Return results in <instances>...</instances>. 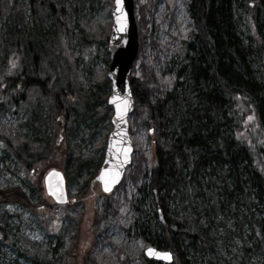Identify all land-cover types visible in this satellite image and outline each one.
<instances>
[{"label":"trees","instance_id":"trees-1","mask_svg":"<svg viewBox=\"0 0 264 264\" xmlns=\"http://www.w3.org/2000/svg\"><path fill=\"white\" fill-rule=\"evenodd\" d=\"M134 3L140 44L129 78L135 102L129 118L134 155L115 192L126 188L124 182L128 181L129 190H134L133 197L148 194L153 209L164 219L163 226L156 228L155 223L145 218L140 227L143 235L138 241L147 247L170 251L173 264H215L212 262L215 250L225 253L232 239L230 234H235L226 222L218 221L219 212L224 220L229 217L236 220L235 227L242 234L243 260H260L264 264V0H184L192 29L182 46L171 50L156 40L161 18L156 4L159 0L153 4L139 0ZM50 11L45 0H27V4L0 1L3 57L15 65L0 68V107L7 108L6 111H11L27 91L38 89L52 94L46 91L44 82L28 74L21 57L23 52L25 59L29 58L31 52L25 40L32 36L37 38L33 48L44 60L52 57L53 52L48 50L53 44L55 52L65 56L66 46L57 38L58 28L53 32L48 24ZM87 15L86 30L96 35L90 23L91 12ZM58 21L59 27L66 26L65 20L58 18ZM53 38L55 43L51 41ZM147 41L154 52L149 57L145 53ZM107 42L104 40L102 44ZM168 51L176 59V74L171 83L160 78L157 70L160 54L166 55ZM105 73L102 80L109 86ZM250 113L256 117L255 133L250 129L253 126L249 122ZM142 130L148 132L154 146L155 162L135 147L134 141L140 140ZM26 142L13 129L0 125V143L11 151L7 150L11 167L16 165L15 171L10 167L5 174L0 171V179L7 180L11 172L16 175L19 171L17 180L25 186L21 170L27 172L29 166L19 159L12 143L24 145L25 153L29 149L34 152L27 154L32 161L31 157L38 156V146L32 149ZM50 148L48 141L47 147L40 146L39 150ZM21 149L18 147L19 154L23 153ZM18 163H22L21 170ZM25 188L28 197L14 185L5 189L0 184V204H19L33 211L35 189ZM189 191L197 193L195 198L193 194L187 195ZM178 195L189 208L181 217L175 211L179 206ZM209 195L210 200L206 198ZM115 200L118 199L105 196L95 201L96 230L103 225L105 231V226H110L109 216L119 215L121 204ZM137 201L127 200L143 216V203ZM77 214L82 220V213ZM27 223L20 212L0 209V231L7 240L15 241L17 247L33 245L22 233ZM50 250H45L43 258L37 256L38 260L31 262L59 264L58 248ZM141 259L142 264H162L146 259L144 254Z\"/></svg>","mask_w":264,"mask_h":264},{"label":"rangeland","instance_id":"rangeland-1","mask_svg":"<svg viewBox=\"0 0 264 264\" xmlns=\"http://www.w3.org/2000/svg\"><path fill=\"white\" fill-rule=\"evenodd\" d=\"M45 1L51 9L48 24L54 29L53 32H56L58 28L57 38L66 46L65 56L58 53L59 51L55 52L53 44L48 50L53 52L52 57L44 60L35 52L33 45L37 42V38L32 36L25 40L31 52L29 58L25 59L23 52L21 57H24L23 66L28 68V74H34L33 76L44 82V88L52 94L35 89L23 93L24 98L17 99L11 111L0 107L2 121L0 125L13 129L21 138H25L32 149L38 146L36 151L38 156L31 157L33 159L31 161L27 154L33 155L34 152L31 153L29 147V153H25L24 145L12 143L19 159L21 157V160L23 159V162L29 166L27 172L26 170L22 172V163L17 164L18 170H21L26 180L25 186L17 180L19 171L18 174L15 172L16 175L11 172V177L8 176L7 180L0 179V184L5 189L14 185L22 189L26 197H28L26 186L35 189L33 211L24 209L19 204H0L2 210L20 212L24 215L28 223L23 227L22 233L33 245L26 248L20 245L17 247L15 241L7 240L4 232L0 231V264H33L31 261L38 260L37 256L43 258L42 254L45 250L51 249L50 252H52L57 248L59 264H142L141 257L147 246L138 241L143 235L140 230L141 225L147 217L153 224L155 223L156 228L164 224L161 213L153 209V203L148 194L133 197L134 190L130 191L127 186L128 181H125L126 188L123 187L107 196L110 200L118 199L115 201L121 204L119 215L109 216L110 226H105V231L103 225L100 230H96L95 227L97 216L94 203L98 198L105 197L101 192L100 184L95 179L103 163L107 139L112 131L113 110L108 105V96L106 98L104 96L109 89L108 93H111L112 84L109 81L110 85L106 86L102 80L109 69L110 53L108 44H102V42L108 40L111 33L114 0ZM13 2L27 4V0H13ZM139 2L153 4L156 0H139ZM156 4L161 16L158 19L159 32L156 34V40L170 50L180 48L182 41L188 39L187 34L192 29L184 0H159ZM53 9L58 12H54ZM87 12H91L89 16L92 25H90L94 26L96 35L86 30L87 26L84 25L88 17ZM58 18L65 20L66 26L59 27ZM40 27L45 33L44 27ZM243 32H246L245 28ZM2 34L3 23L0 17V68L6 69L15 65L7 62L3 57ZM51 41L55 43L54 38ZM18 48L22 49L21 44H18ZM145 53L148 57L149 54L154 53L148 41ZM175 60L173 52L168 51L166 55L164 52L160 54L157 70L160 78L167 83L174 80ZM106 106L110 108L106 109ZM255 120L256 117L250 113L249 122L253 125L250 129L253 133L258 127L255 125ZM141 133L140 140L134 141L135 147L138 151L144 152L149 161L155 162L154 146L150 142L148 132L142 130ZM145 140H147L146 144ZM48 141L51 144L50 151L39 150L40 146L47 147ZM18 147H22L23 153L19 154ZM8 149L0 143V165L1 163L4 165L0 167V171L4 174L9 167L11 171L16 169L15 164L11 167L12 164L9 161H12L9 158L11 151ZM52 169L65 175L69 198L75 200V203L58 206L46 195L44 179ZM190 194L194 196L197 193L189 191L187 195ZM206 198L210 200V195ZM131 199L143 203V213L146 216H140L141 214L129 205L127 200ZM178 200L179 206L175 211L181 217L189 208L181 203V195H178ZM78 212L82 213V220L79 219L81 215H78ZM217 219L226 222L231 232L234 231L235 234H230L232 239L229 240L230 246L225 253L215 250L212 262L215 264H260V260H243L242 234L235 227L236 220L231 217L224 220L223 214L219 212H217ZM218 231L223 236V230L219 228ZM2 239L5 240L2 241ZM38 245L41 246L39 250L36 247ZM93 251L95 252L92 253Z\"/></svg>","mask_w":264,"mask_h":264},{"label":"water","instance_id":"water-1","mask_svg":"<svg viewBox=\"0 0 264 264\" xmlns=\"http://www.w3.org/2000/svg\"><path fill=\"white\" fill-rule=\"evenodd\" d=\"M121 11H117L116 0L112 9V32L108 41L110 53V67L108 79L112 82V92L108 99V105L113 108L111 123L113 131L110 133L105 157L98 177L95 179L101 186L104 194H111L119 186L122 179L132 165L134 148L129 135V117L135 110L134 98L129 82V76L139 51V34L135 18L134 0H121ZM121 21H117V17ZM113 97H118L116 103L121 104V112L117 114L116 103ZM119 174L116 176V174ZM46 195L55 204L65 205L69 203L66 180L62 172L52 169L44 179ZM107 186V190H106ZM159 253H169L171 259H164L150 255L148 249L144 251L147 259L162 264H172L174 258L171 252L161 251L150 247Z\"/></svg>","mask_w":264,"mask_h":264},{"label":"snow or ice","instance_id":"snow-or-ice-1","mask_svg":"<svg viewBox=\"0 0 264 264\" xmlns=\"http://www.w3.org/2000/svg\"><path fill=\"white\" fill-rule=\"evenodd\" d=\"M116 4H117V9L116 10L118 12L121 11V9L119 7L120 4H121V0H116ZM117 21L120 22L121 21V17L118 16L117 17ZM117 99H118V97H113V102L116 103ZM116 108H117V114L119 115L120 112H121V104L120 103H116ZM118 175L119 174L117 173L116 176H118ZM106 190H107V186H106ZM148 253L150 255H155V256L160 257V258L169 259V260L171 259V256H170L169 253H159V252H156L155 250H153L151 248L148 249Z\"/></svg>","mask_w":264,"mask_h":264}]
</instances>
